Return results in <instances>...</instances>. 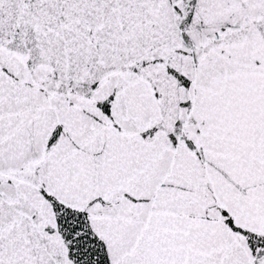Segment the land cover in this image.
<instances>
[{"label":"snow or ice","instance_id":"1","mask_svg":"<svg viewBox=\"0 0 264 264\" xmlns=\"http://www.w3.org/2000/svg\"><path fill=\"white\" fill-rule=\"evenodd\" d=\"M0 264H264V0H0Z\"/></svg>","mask_w":264,"mask_h":264}]
</instances>
